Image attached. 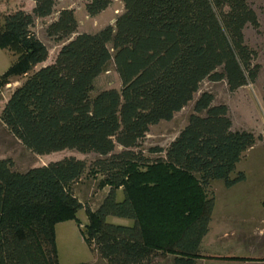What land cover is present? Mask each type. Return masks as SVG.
I'll list each match as a JSON object with an SVG mask.
<instances>
[{"label": "trees", "instance_id": "trees-1", "mask_svg": "<svg viewBox=\"0 0 264 264\" xmlns=\"http://www.w3.org/2000/svg\"><path fill=\"white\" fill-rule=\"evenodd\" d=\"M31 1V11L17 9L0 24V48L15 56L0 74V87L26 76L0 120L37 155L97 154L92 165L109 189L91 209L74 193L88 167L83 159L66 156L23 172L0 159V264H58L54 226L82 208V237L106 264H145L157 256L197 264L214 207L212 185L245 179L236 167L257 138L233 129L227 106L203 91L174 139L148 148L159 156L145 155L140 143L151 125L171 120L191 102L205 79L225 80L231 91L255 79L258 65L244 29L259 27L256 12L248 0H121L113 25L78 32L74 10L62 8L45 27L62 45L43 65L48 49L31 27L50 16L58 0ZM110 3L89 0L85 10L94 16ZM111 64L120 89L91 96L95 79ZM109 216L132 223H111Z\"/></svg>", "mask_w": 264, "mask_h": 264}, {"label": "rangeland", "instance_id": "rangeland-1", "mask_svg": "<svg viewBox=\"0 0 264 264\" xmlns=\"http://www.w3.org/2000/svg\"><path fill=\"white\" fill-rule=\"evenodd\" d=\"M88 1L58 0L55 10L50 16L35 21L31 29L48 49V58L43 65L51 63L54 60L62 45L61 42L55 41L45 33L46 25L56 19L60 9L70 8L74 10L78 22V32H95L106 25H113L115 18L123 11V3L121 0H111L110 5L105 10L97 15L91 16L85 10V4ZM248 3L256 12L259 20L258 28H253L248 25L244 29L245 43L254 55L253 64L258 65L255 79L248 80L245 85L233 91L229 89L225 80L212 81L205 79L202 81L199 91L194 95V99L180 111L176 112L171 120L160 121L150 126L149 131L140 143L145 155L151 158L159 156L158 154L150 153L148 148H165L174 139L186 125L189 115L193 112L194 100L203 91H208L213 94L214 104L224 103L227 106L233 129H244L252 132L257 138V142L255 143L256 147L264 146V0H248ZM31 6L32 1L30 0H0V24L2 23L4 15L20 8L29 10ZM14 59L15 56L11 51L0 48V66L4 64L5 67H8ZM39 66H36V68ZM25 77L20 76L14 78L11 83L0 87V111L11 92L15 87L20 85ZM120 87L121 81L114 66L111 64L107 71L101 73L95 79L91 96L102 89H120ZM120 149L121 147H116V151ZM66 156H75L76 158L83 159L87 163L88 167L85 173L74 185V193L82 203L91 209H96L104 198L106 191L109 189V186H102L100 184L106 177L105 174L97 172L96 167L92 165V162L98 158L97 154L93 152L83 154L73 149H64L49 154L37 155L29 151L19 139L14 137L0 120V159H11L14 170L23 172L31 167L56 161ZM237 167V170H243L247 174L248 179L246 183L232 190L225 189L222 181H215V184L216 189L219 190L220 198L224 199L227 206L241 200V203L237 202L238 205H232L235 206L234 209L252 213L251 219L248 218V215L246 217L244 215L233 221L237 226V231L235 232L237 241L243 243L245 249V247L248 248L251 244L259 241L252 231L253 228L264 224L263 221H260L264 217V207L262 205L264 188H261V190L257 189L256 191L253 189V194L249 189L250 185L255 184L254 182H259L260 178L263 180V150L261 148L254 149L246 158L242 159ZM212 187L214 188V183ZM123 197V192L118 190L116 199L120 201ZM86 220V212L82 208L76 211L73 220L55 224L54 234L58 264L81 262L106 264L88 247L82 237L81 231L85 228ZM107 221L127 225L132 223L130 219L111 216L107 217ZM94 259L95 261H93ZM199 262V264H204L202 261ZM145 264H173V261L172 257L157 256Z\"/></svg>", "mask_w": 264, "mask_h": 264}, {"label": "crops", "instance_id": "crops-1", "mask_svg": "<svg viewBox=\"0 0 264 264\" xmlns=\"http://www.w3.org/2000/svg\"><path fill=\"white\" fill-rule=\"evenodd\" d=\"M32 7L33 1L31 8L27 11H31ZM5 68L7 67H5L4 64L0 66V74L6 70ZM256 148H261L264 153V146L256 147V145H254L246 152L244 158H246L248 154ZM242 159L239 161V163L242 161ZM236 169H238V167H236ZM243 172L245 174V179L243 181L231 187L224 186L225 189L232 190L236 187L241 186L243 183H246L248 176L245 171ZM215 183L216 182H214L213 188L215 195L214 207L209 223L208 232L202 238L199 247V254L201 255V257L198 258L197 264L200 263L199 261H202L204 264H264V224L262 226L255 227L252 230L259 241L257 243L251 244V246L248 248L245 247L244 249V244L237 241L238 239L235 236L237 226L233 221L244 215L245 217L246 215H248V218L251 219L252 213L249 211L242 212L234 209L235 206L232 205H236L237 202L241 203V200L227 206V203L224 201V199L220 198L219 190L216 189ZM254 183L255 184L250 185L249 187L252 194L253 189H255L256 191L257 189L261 190V188H264V177L263 180L262 178H260L259 182ZM260 221H263L264 223V217L262 218V220L260 219ZM93 261H95V259Z\"/></svg>", "mask_w": 264, "mask_h": 264}]
</instances>
